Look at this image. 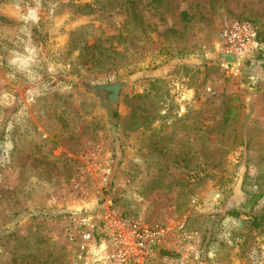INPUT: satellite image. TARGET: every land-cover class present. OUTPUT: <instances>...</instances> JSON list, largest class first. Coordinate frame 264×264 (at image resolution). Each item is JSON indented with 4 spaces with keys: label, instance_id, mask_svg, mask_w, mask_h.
Listing matches in <instances>:
<instances>
[{
    "label": "rangeland",
    "instance_id": "374dc122",
    "mask_svg": "<svg viewBox=\"0 0 264 264\" xmlns=\"http://www.w3.org/2000/svg\"><path fill=\"white\" fill-rule=\"evenodd\" d=\"M127 1L0 0V264H75L107 205L198 233L158 264H264V64L219 57L264 0ZM116 82L117 125L85 87Z\"/></svg>",
    "mask_w": 264,
    "mask_h": 264
},
{
    "label": "built area",
    "instance_id": "2783aa9c",
    "mask_svg": "<svg viewBox=\"0 0 264 264\" xmlns=\"http://www.w3.org/2000/svg\"><path fill=\"white\" fill-rule=\"evenodd\" d=\"M259 32L248 19L227 20L220 31V51L235 55L238 63L256 55L264 60V40L259 39ZM97 218V222L93 216L74 219L77 226L84 227L75 264H158L159 247L166 244L179 251L180 241L186 243L188 252L183 255L187 260H200L195 244L199 235L188 232L184 220L176 221L175 226L151 225L144 218H135L111 205L105 206Z\"/></svg>",
    "mask_w": 264,
    "mask_h": 264
},
{
    "label": "trees",
    "instance_id": "16d2710c",
    "mask_svg": "<svg viewBox=\"0 0 264 264\" xmlns=\"http://www.w3.org/2000/svg\"><path fill=\"white\" fill-rule=\"evenodd\" d=\"M152 2H153V4H155L154 6H156V3L158 4L156 6V9H155L156 12L157 13L161 12L160 3L162 1L161 0H153ZM127 4H128V8L132 9V8H134L133 6L136 5V1L130 0V1H127ZM129 4H131V5H129ZM182 17L187 22L191 18L190 14L187 11L182 12ZM1 19H3V17H1ZM259 39L262 41L264 40V38H261L260 32H259ZM94 60L96 61V64L104 66V67L106 66L107 61H100L99 58H96ZM262 63L264 64V60H262ZM85 87L88 90L93 91L97 96H101L105 100V102L108 101L110 103L111 106H110V108H108V111L110 112L112 119L115 121V124L117 125L119 123V119H120V114H119L118 109H117V103H118L119 96H120L121 83L116 82V83L96 84V85L87 84V85H85ZM230 112L231 111L228 110V108H227L225 110L224 114H227ZM258 198H259V195L253 194L252 198L250 199V203L256 202ZM230 214L232 216H235V217L240 216V212L236 211L234 209L230 211ZM253 223L256 226L259 225L257 223L256 219L253 221Z\"/></svg>",
    "mask_w": 264,
    "mask_h": 264
},
{
    "label": "water",
    "instance_id": "95a60500",
    "mask_svg": "<svg viewBox=\"0 0 264 264\" xmlns=\"http://www.w3.org/2000/svg\"><path fill=\"white\" fill-rule=\"evenodd\" d=\"M219 57H221L222 59H225L228 63H231V64L237 63V60H238L235 55L227 54V53H220Z\"/></svg>",
    "mask_w": 264,
    "mask_h": 264
}]
</instances>
